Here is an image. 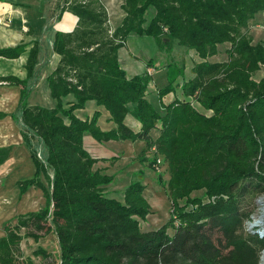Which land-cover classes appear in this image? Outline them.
I'll use <instances>...</instances> for the list:
<instances>
[{
	"label": "trees",
	"instance_id": "trees-1",
	"mask_svg": "<svg viewBox=\"0 0 264 264\" xmlns=\"http://www.w3.org/2000/svg\"><path fill=\"white\" fill-rule=\"evenodd\" d=\"M123 10L124 21L112 31L101 0H64L62 13L78 22L72 32L55 35L54 52L61 60L48 77L55 108L27 104L26 83L38 64L37 45L29 52L27 80L0 76V83L23 86L22 136L36 174L19 182L20 193L36 187L46 198L39 211L4 224L0 264H34L21 244L49 234L57 239L58 255L34 251L42 264H261L264 236L249 231L247 224L264 197V79L254 80L264 68V43H252L249 24L264 12V0H126ZM132 35L153 38L167 53L175 42L196 52L202 62L193 69L195 77L183 83V100L160 109L147 99L150 77L127 76L119 52ZM224 44L231 45L228 60L210 62ZM26 48L0 49V58L18 59ZM176 67H168L172 82L160 91V99L184 76L183 70L173 73ZM69 95L76 102L65 107ZM89 101L105 107L117 128L104 132L99 112L79 119L75 111ZM196 103L211 114L198 110ZM128 114L141 124L139 132L126 125ZM86 133L99 142L146 143L139 161L154 171L160 167L158 182L166 185L172 201V217L165 225L153 231L141 228L151 213L143 172L126 189L123 202L105 196L104 187L114 178L94 170L99 160L84 147ZM36 141L47 151L43 160ZM10 151L0 148V166ZM197 191H204V197L192 198Z\"/></svg>",
	"mask_w": 264,
	"mask_h": 264
},
{
	"label": "crops",
	"instance_id": "crops-1",
	"mask_svg": "<svg viewBox=\"0 0 264 264\" xmlns=\"http://www.w3.org/2000/svg\"><path fill=\"white\" fill-rule=\"evenodd\" d=\"M101 2L108 11L109 25L114 31L122 24L127 15L123 10L126 0H101ZM63 4L64 0H0V49L15 48L22 44L27 46L26 51L18 59L0 58V76H12L27 80L26 64L29 52L35 45L40 49L35 74L26 83V88L29 91L27 99L29 107L38 106L53 109L57 105L51 97L48 83V77L55 71L61 60L60 56L54 52L55 35L57 32H72L78 22L72 14L62 13ZM263 25L264 12L257 14L249 24V33L254 45L264 43ZM136 37L135 35L130 36L126 46L119 52L120 62L127 72V76L131 78L148 75L152 81L154 75L159 71V66L167 72L172 63L178 64L183 69L184 76L179 77L175 90L160 99L159 93L166 87L158 84L152 85L150 81L147 99L149 100L150 91L154 93L158 97V106L154 105L160 109L177 99L183 100L185 98L182 90L183 83L195 77L193 69L202 60L195 51L181 47L177 43L178 46H174L169 54L166 51H160L153 38L139 36L143 40H135ZM139 43L149 44L160 54L161 59L157 62L152 60V57L149 59L139 57L138 54H141L137 53L140 51ZM230 47V44L219 46V54L210 58L209 61H227V51ZM150 54L148 56H151ZM262 69L264 68H261L258 73L263 72ZM22 90L23 86L21 85L0 83V114H4V117L0 118V148L11 147L8 159L0 166V238L6 236L3 229L5 223L16 222L19 216L37 212L46 205L44 192L40 188L32 187L21 195L18 185L19 182L31 179L36 174L32 153L22 136V132L25 131L20 110ZM63 102L65 107H69L76 102V99L73 95H69ZM196 104L199 109L204 110L200 104ZM96 112L100 114L98 124L104 132L117 128V125L110 120L111 115L107 109L97 105L95 101L87 102L83 109L75 111V115L81 120H87L92 119ZM80 113L84 115L82 116ZM203 113L211 114L206 110ZM125 123L135 132L141 130V124L131 114L127 115ZM153 136L155 138L159 136L158 130L153 132ZM100 146L105 147L103 153H97ZM84 147L93 158L99 160L94 170L114 178L111 184L104 187L103 192L107 198L123 202L126 189L136 180L137 174L140 172H143L144 196L146 199L150 196L151 189L148 188V184L152 179V174L156 175V172L150 164L139 161V155L146 147L144 141L99 142L91 134L86 133ZM129 148H131V152H127ZM42 157L45 156L42 155ZM198 192H194L191 197L196 198ZM24 241L21 244L23 254L25 257H32V253L36 249H33L31 253L27 252L24 249ZM41 248L55 256L58 254L57 243L50 246L51 250L48 249L47 244Z\"/></svg>",
	"mask_w": 264,
	"mask_h": 264
},
{
	"label": "rangeland",
	"instance_id": "rangeland-1",
	"mask_svg": "<svg viewBox=\"0 0 264 264\" xmlns=\"http://www.w3.org/2000/svg\"><path fill=\"white\" fill-rule=\"evenodd\" d=\"M153 15H154V10L152 9L149 11V13L147 15L148 20H150L153 17ZM135 36H137V35H135ZM144 37L150 38V37H146V36H144ZM136 38L137 39H135V40H138V39L143 40L142 38L140 39L139 36H137ZM174 46H178L176 44V42L172 44V50H173ZM138 47H139L140 51L137 53H141V54H138L139 57L145 58V59H149V57H152V60H155L157 62H158V60L161 59L160 54L157 53L154 50V48L152 49L149 46V44H143V43L140 44L139 43ZM163 52H165V51H163ZM149 54L151 56H148ZM171 65L178 67V68L177 67L174 68L173 73H175V70H183L182 68L179 67L178 64L172 63ZM158 69H159V71H157V74L154 75V77L152 78L151 84L152 85L158 84L159 86H164V87L170 86L171 82H172L170 72L169 71H167V72L163 71L162 70L163 68H161L160 66ZM262 70H264V69H262ZM254 79H257L260 81L263 80L264 79V71L255 75ZM177 83L178 82L176 81L172 84L174 86V88H176ZM149 100L153 104L158 106V103H157L158 97H156L154 93H151V91H150V95H149ZM195 106L197 109H199L198 108L199 106L197 104H195ZM199 110H201V109H199ZM201 111L204 112V110H201ZM80 114L82 116L84 115L83 113H80ZM38 143L39 142L36 141V144H38ZM37 146H38V152H40L43 156L46 157L45 152H47V151H46V149H44L42 144L39 143ZM104 150H105V147L100 146V149L98 150L97 153H100V152L103 153ZM109 152H111V151H109ZM127 152H131V148H129ZM151 158L153 159V156H151ZM155 172H156V175L152 174V177H151L152 179H150L149 184H148L149 185L148 188L151 189V192H150V196H148L147 199H148V202L151 206V213L149 214V216L147 217V219L145 221H141V227H142L143 231L156 230V229L160 228L161 226L165 225L172 217V201L168 195V190L166 188V185H161L158 182L159 171H155ZM160 172L163 176V180L166 183L168 181L167 169H164V167H163ZM196 195H197L196 196L197 198H200V197L202 198V197H204V191H199L198 193H196ZM186 203H187L186 200L181 202L182 205H185ZM257 204H258V207L255 211L256 214L253 216L254 219L251 221V223L256 221V220H259V221L263 222L262 225H260V228H264V197H262L261 199H258ZM247 227L250 228L249 223H248ZM250 230H251V228H250ZM56 243H57V239H56L54 234L43 235L38 242L34 241L32 238H26L24 241V249L27 252L31 253L33 249L39 250L41 248V246H44L47 244L48 249L51 250L50 246L52 244L55 245ZM57 245H58V243H57ZM32 258L34 260V264H42L44 262L42 256L35 257L33 255V253H32ZM261 264H264V262H262Z\"/></svg>",
	"mask_w": 264,
	"mask_h": 264
},
{
	"label": "built area",
	"instance_id": "built-area-1",
	"mask_svg": "<svg viewBox=\"0 0 264 264\" xmlns=\"http://www.w3.org/2000/svg\"><path fill=\"white\" fill-rule=\"evenodd\" d=\"M38 157L41 159V160H43V157H42V154L39 152L38 153ZM159 164H161V160H159L158 161V165ZM156 169L159 171L160 170V167H156ZM253 219H254V217H253ZM262 223L263 222H261V221H259V220H256V221H254V222H249V224H250V228H251V230H250V228L248 227V230L249 231H252V230H255V229H257V232L261 235V236H264V228H260V225H262ZM252 225H255V226H253L252 227ZM247 226H248V224H247ZM262 227V226H261ZM262 259H261V263L262 262H264V251H263V254H262Z\"/></svg>",
	"mask_w": 264,
	"mask_h": 264
},
{
	"label": "water",
	"instance_id": "water-1",
	"mask_svg": "<svg viewBox=\"0 0 264 264\" xmlns=\"http://www.w3.org/2000/svg\"><path fill=\"white\" fill-rule=\"evenodd\" d=\"M255 226V225H252V227Z\"/></svg>",
	"mask_w": 264,
	"mask_h": 264
}]
</instances>
